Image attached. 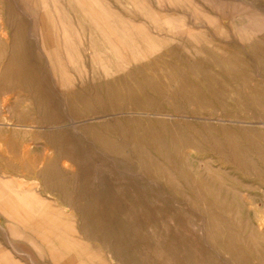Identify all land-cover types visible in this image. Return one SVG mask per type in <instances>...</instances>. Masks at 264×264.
I'll list each match as a JSON object with an SVG mask.
<instances>
[{
  "label": "rangeland",
  "instance_id": "1",
  "mask_svg": "<svg viewBox=\"0 0 264 264\" xmlns=\"http://www.w3.org/2000/svg\"><path fill=\"white\" fill-rule=\"evenodd\" d=\"M0 264H264V0H0Z\"/></svg>",
  "mask_w": 264,
  "mask_h": 264
},
{
  "label": "bare ground",
  "instance_id": "2",
  "mask_svg": "<svg viewBox=\"0 0 264 264\" xmlns=\"http://www.w3.org/2000/svg\"><path fill=\"white\" fill-rule=\"evenodd\" d=\"M158 1V0H157ZM71 2V1H70ZM79 2H80V0H79ZM161 2V1H160ZM78 3V2H77ZM45 4V3H44ZM78 4H80V3H78ZM79 6V5H78ZM97 6V5H96ZM48 8V7H47ZM95 8V7H94ZM100 11H101V8H100ZM96 14V13H95ZM101 15V14H100ZM91 16V15H90ZM93 17H95V16H93ZM99 18V17H98ZM90 19V18H89ZM106 19V18H105ZM90 22H92L91 21V19H90ZM94 22V21H93ZM95 22H96V20H95ZM98 22V21H97ZM100 22V21H99ZM114 23V22H113ZM122 23V22H121ZM94 25H95V23H94ZM97 26V25H96ZM95 27V26H94ZM99 27V26H98ZM123 28V27H122ZM96 29V28H95ZM117 30V29H116ZM126 32V31H125ZM124 33V32H123ZM138 33V32H137ZM119 34V33H118ZM139 34V33H138ZM122 35V34H121ZM125 36V35H124ZM122 38H123V36H122ZM118 40V39H117ZM124 40H125V38H124ZM93 51V50H92Z\"/></svg>",
  "mask_w": 264,
  "mask_h": 264
}]
</instances>
